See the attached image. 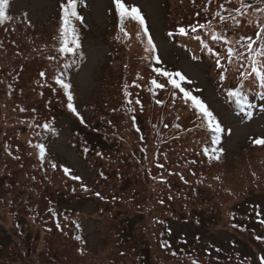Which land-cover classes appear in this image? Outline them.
<instances>
[{
  "label": "rangeland",
  "instance_id": "obj_1",
  "mask_svg": "<svg viewBox=\"0 0 264 264\" xmlns=\"http://www.w3.org/2000/svg\"><path fill=\"white\" fill-rule=\"evenodd\" d=\"M66 2L9 0L0 19V264H143L146 243V264H247L233 251L259 264L264 81L241 73L261 58L246 38L264 49V0H124L144 16L159 63L138 21L125 20L130 38L120 31L114 0L78 4L80 47L63 52ZM155 67L185 75L219 120V160L201 149L215 131ZM241 87L251 109L228 94ZM162 216L165 248L154 235Z\"/></svg>",
  "mask_w": 264,
  "mask_h": 264
},
{
  "label": "snow or ice",
  "instance_id": "obj_2",
  "mask_svg": "<svg viewBox=\"0 0 264 264\" xmlns=\"http://www.w3.org/2000/svg\"><path fill=\"white\" fill-rule=\"evenodd\" d=\"M9 0H0V18H7L5 13V8L8 5ZM83 3V0H67L66 3H63L61 5L62 8V25H61V36H62V45L61 50L65 53H73L80 47V39L79 35L76 29L75 24H73V19L83 21V17L78 12V4ZM115 9L119 14V21H120V31L124 34L125 37L130 38V34L126 31L124 27V23L126 18H131L132 20L138 21L141 26V31L144 37H146L145 40H142V43L145 44V50L155 54L154 59L157 63L160 62V57L157 53V46L153 41V38L149 32V28L147 26L146 20L144 16L142 15L140 9L136 6L129 7L126 5L124 0H114ZM86 6V5H85ZM239 11V9H238ZM217 16H220V13H216ZM221 19H224V17H221ZM207 25L205 24H197V25H191L189 26L192 32H197L198 29H203ZM179 33L182 35H188V30L185 27H180L178 29ZM260 33H264V27L260 29ZM171 35V33H169ZM141 36V33H137V37L139 38ZM214 39H219L220 37H213ZM249 43L246 45L248 51L252 53L255 56H259L261 58H264V49L259 54H256L255 49L253 48V43L255 41L252 39V37L246 38ZM211 51V49H209ZM229 58L231 55L235 54V50L232 48L228 49ZM217 56H219V53H216ZM261 58H254L252 60V66L250 72H242L241 77H252L253 74L259 75L261 78V81H264V59ZM219 59L217 60V64L219 65ZM154 71L161 76L167 77L169 83L174 89H178L180 93H182V99L183 101L187 103H191V107L195 110H197L200 113V116L202 117L203 121L206 122V126L208 128L213 129L217 134L222 133L224 129L221 127V124L219 120L216 118L214 113L209 109L208 105L201 99L199 95H194L192 90H188L187 88L183 87L182 84L186 82L187 84H192L191 80H188L185 75H183L179 71L171 72V71H165L161 67H155ZM225 76H221V79H225ZM57 82L62 85V87L66 90L71 88L70 83H66L63 79L57 78ZM152 85H154L156 88H164V84H160L157 82L156 79H152L151 81ZM196 92H200V89H195ZM229 96L235 97L242 105H246L248 109H251L253 105L251 103H248L245 99V96L243 94V89L241 88H234L229 90L228 92ZM68 95V107L73 112H76V109L72 103L73 95L71 91L67 92ZM264 98V97H262ZM139 103V101H137ZM157 103H161V101H157ZM76 114L79 116V113L76 112ZM83 118L81 117V120ZM179 127V125H177ZM217 143L219 142V137L217 138ZM254 143L258 145H264V138L256 139ZM223 152V148H205L204 153L206 155H209L210 159H220V153ZM45 153V148L43 145L40 146V154L43 158ZM55 167V165H53ZM162 167V165H161ZM64 171L66 173H69L70 170L65 168ZM73 179L79 180L81 179L78 176H74ZM99 196L100 194L97 193ZM264 223V221H262ZM79 239V237H77ZM257 239H260V237H257Z\"/></svg>",
  "mask_w": 264,
  "mask_h": 264
},
{
  "label": "trees",
  "instance_id": "obj_3",
  "mask_svg": "<svg viewBox=\"0 0 264 264\" xmlns=\"http://www.w3.org/2000/svg\"><path fill=\"white\" fill-rule=\"evenodd\" d=\"M8 6V5H7ZM0 19H4V18H0ZM140 101V104H141V107L142 106H144V104L146 105V102L143 104V101L142 100H139ZM132 115L133 114V112L131 113V111H130V109H129V112H128V116L129 115ZM130 115V116H131ZM166 127H168V125L166 126ZM48 128V127H47ZM212 134V141L210 142V145L209 146H201L202 148L201 149H203V152H204V149L205 148H209V149H212V148H220L219 147V142L217 143L216 141H217V138L219 137V141H220V139H221V134L219 133V134H217L216 132H212L211 133ZM38 140V139H37ZM36 144H40V145H43L45 148H47V146H46V142H45V138H43V137H41V138H39V140L38 141H36ZM157 152V150H155V153ZM157 159V158H156ZM157 160H159V159H157ZM163 182H161V183H166L165 182V180H163V179H161ZM141 201H143V200H141ZM141 204V203H140ZM63 210H65V211H67V210H69V212H70V215L72 214L73 216H74V218H76L77 217V211H75L74 209H68V207H64L63 208ZM64 214H65V212L64 211H62ZM235 215L233 214V217H232V215H231V217H232V220H233V223H234V219H235V217H234ZM163 218V220L164 221H162V224H160V229L158 230V231H156V233L154 234V232L152 231L151 233L152 234H154L155 235V237H156V240H158V244L159 245H161V246H164V248L165 247H167L169 244H168V242H167V240H166V237H168L169 235L167 234V231H169V232H171V228L170 227H167V230L166 229H164V223H168L167 222V219H165V217H167V216H162ZM78 218V217H77ZM204 221L205 220H203V219H199V225L200 226H202V225H206L208 222H207V220H206V222L204 223ZM77 223H78V221H76ZM259 222H260V219H259ZM235 224V223H234ZM249 228H251V227H249ZM251 232H252V230H251ZM85 242V241H84ZM169 247H170V245H169ZM221 249V247L218 249V250H220ZM205 250V254L206 255H211V254H213L212 253V250H210V249H204ZM150 252H151V248H150V243H146L145 245H144V247H143V250H142V258L143 259H141L140 260V263H142L143 262V264H146V263H148L149 262V257L151 256L150 255ZM231 254H232V256H234V258H238V260L239 261H242V262H244L242 259H244L245 261H246V263L247 264H252L253 262H254V256L253 255H244V253H241V252H239V251H237V252H235V251H233V252H231ZM216 255V254H215ZM258 255V254H257ZM218 256V255H217ZM258 258H261V255H259L258 256ZM256 262H254L253 264H255ZM257 263H259V264H264V259H258V261H257ZM235 264H236V261H235Z\"/></svg>",
  "mask_w": 264,
  "mask_h": 264
}]
</instances>
